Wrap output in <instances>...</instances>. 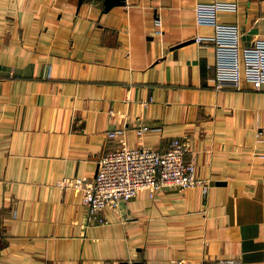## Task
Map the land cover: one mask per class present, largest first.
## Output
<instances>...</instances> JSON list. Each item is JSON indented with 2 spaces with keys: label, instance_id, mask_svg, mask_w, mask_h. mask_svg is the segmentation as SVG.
<instances>
[{
  "label": "crops",
  "instance_id": "1",
  "mask_svg": "<svg viewBox=\"0 0 264 264\" xmlns=\"http://www.w3.org/2000/svg\"><path fill=\"white\" fill-rule=\"evenodd\" d=\"M214 2L237 4L217 18L241 48L264 40V0H0V264H264V86L216 87L196 41ZM173 140L207 194L142 189L98 223L63 186L123 144Z\"/></svg>",
  "mask_w": 264,
  "mask_h": 264
},
{
  "label": "built area",
  "instance_id": "2",
  "mask_svg": "<svg viewBox=\"0 0 264 264\" xmlns=\"http://www.w3.org/2000/svg\"><path fill=\"white\" fill-rule=\"evenodd\" d=\"M223 9L236 11L237 4L214 2L198 4L196 8L197 23L214 28L212 38L199 37L196 41L199 44L210 41L216 48V87L239 88L245 78L254 89L261 90L264 86V40L241 48L238 25L218 22L217 13ZM146 129L142 128L140 133ZM124 134L123 129L107 132L112 139L122 138ZM185 156L186 148L180 140H173L162 152L146 147L131 150L123 144L99 161L93 179L65 177L63 186L83 189V202L89 215L98 223H106L108 219L102 213L107 207L116 208L121 202H129L142 189L155 194L165 187L184 190L198 186L207 194L208 180L196 175L195 164Z\"/></svg>",
  "mask_w": 264,
  "mask_h": 264
},
{
  "label": "water",
  "instance_id": "3",
  "mask_svg": "<svg viewBox=\"0 0 264 264\" xmlns=\"http://www.w3.org/2000/svg\"><path fill=\"white\" fill-rule=\"evenodd\" d=\"M84 0H79L80 4ZM125 3V0H105V6H106V11L111 10L115 6H122ZM218 184H225V181H219ZM127 264V263H123ZM135 264H140V263H135Z\"/></svg>",
  "mask_w": 264,
  "mask_h": 264
}]
</instances>
